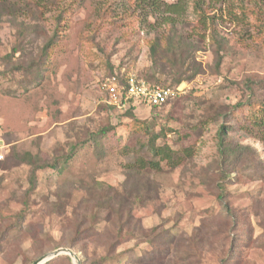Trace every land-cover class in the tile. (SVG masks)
Returning a JSON list of instances; mask_svg holds the SVG:
<instances>
[{
  "label": "rangeland",
  "instance_id": "374dc122",
  "mask_svg": "<svg viewBox=\"0 0 264 264\" xmlns=\"http://www.w3.org/2000/svg\"><path fill=\"white\" fill-rule=\"evenodd\" d=\"M205 1L206 6L211 3L210 12L205 8L207 14L216 16L215 27L227 39L220 70L213 67L211 22L204 24L191 2L179 16L182 23L178 26L197 40L196 55L204 72L184 82L185 92L177 101L161 110L133 107L127 112L132 111L134 117L110 107L101 89V80L111 74L108 63L115 66L114 71L125 69L144 77L153 73L148 43L157 33L141 23L134 3L56 0L50 10L44 9L39 26L51 35L54 18L64 9L61 35L42 64L37 61L44 41L37 27L26 57L17 53L12 62L4 59L15 45L16 29L11 15H0V238L4 236L0 264H32L55 250L51 248L56 244L71 241L75 245L70 248L80 260L104 255L115 223L110 208L101 209L97 202L101 191L117 195V200L129 194L135 201L134 217L143 228L168 229L183 241L197 231L206 235L210 241L195 264H220L215 248L224 244L221 238L227 229L231 233L233 217L219 202L215 185L221 124L232 127L229 137L235 142L257 148L264 161V131L255 127L249 107L242 106L246 98L242 86L230 82L247 76L264 80V0ZM21 61L31 68L16 69ZM258 97L264 100V87ZM234 104L240 108L225 118ZM101 127H111L101 136L102 147L101 139L99 143L90 140ZM162 129L168 130L157 139L158 145L168 143L175 150L191 147L193 155L177 168L163 162L161 171H149L144 180L140 175L129 176L128 165L139 155L150 156L149 149L142 147L147 148L145 143ZM75 147L76 153L63 166L60 157ZM27 152L43 161L61 162L59 170L39 169L32 190V166L24 158ZM252 160L249 154L240 161L228 184L230 205L242 214L240 228L250 235L249 240L240 239L233 231L238 241L234 264H264V181L257 177ZM145 183H154L157 191L144 189ZM58 201L65 208L58 207ZM93 214L99 216L94 227L90 224ZM137 240L124 239L116 252L132 249L137 257L154 250ZM174 247L166 249L167 257L173 256Z\"/></svg>",
  "mask_w": 264,
  "mask_h": 264
},
{
  "label": "trees",
  "instance_id": "16d2710c",
  "mask_svg": "<svg viewBox=\"0 0 264 264\" xmlns=\"http://www.w3.org/2000/svg\"><path fill=\"white\" fill-rule=\"evenodd\" d=\"M130 1L134 3H130L132 6H135L134 13L137 11L141 12V14H139L141 17V23L151 29L153 28L157 33L148 43L153 73L150 74V77L140 75L141 77L152 84L176 87L184 82L192 81L196 76L204 72L202 62L197 59L196 55L197 51L200 50L197 40L194 39L192 35L185 34L178 26L179 23H182L179 21V16L187 11L191 2L194 5L193 9L197 11V14L200 16V19L204 24H207L208 21L211 22L209 45L215 58L213 67L216 72L220 70L224 61V53H226L224 46L226 45L227 39L225 36L221 35L215 27L216 16L214 14L208 15L205 10L207 7V10L210 12L211 3L206 6L204 5L206 3L205 0H175L173 2H168L166 0ZM55 4H57L56 0H0V15L7 13V15H11V21L16 29L15 45L13 46L12 52L4 57L5 60L12 62L13 56L17 53L26 57V53H28V44L31 39H35L34 29H36V27L44 41L40 51L41 58L37 61V64H42V61L44 63V59H48L51 56L53 50L59 43L65 10L62 9L56 14L54 18L56 26L51 35H48V32L45 29L40 28L39 21L41 16L45 13L44 9L46 8L47 10H50L49 7ZM119 8H121L120 5ZM30 68L31 65H26L25 61L18 62L16 65V69L22 71H28ZM108 68L110 69L111 74L115 72V66L113 64L108 63ZM159 74L164 75L165 78H160ZM169 78L171 82L168 83L167 81ZM230 82L242 86L244 93L246 94L242 106L249 107V111L252 113V116L255 117V127L258 125L259 132L264 131V100L258 97L259 91L264 87V80L254 76H247L241 81L231 80ZM189 93L192 95V92ZM179 97L180 96L176 97L173 101L176 99L178 100ZM171 102H168L167 105ZM238 108H240L238 104L230 106V108L224 113V117L229 118L231 115L230 111H234ZM127 115L134 117L132 111L127 112ZM141 125L144 126V123H141ZM109 128L111 127L99 128L90 135V140L94 143H99L100 139L103 138L101 136L106 135ZM231 129V126L221 124L217 132V147L219 151V158L216 161L218 172L215 176V185L218 190L217 198L219 202L224 204V207L228 209V213L233 216L231 219V233L227 229L224 236L221 238L224 244H217L215 248L221 255L220 264L235 263L234 255H236L238 251V241L232 237L233 231H235L234 233L239 234L238 237L240 239H250V235L246 234L240 228L239 220L242 218V214H236L228 200L231 196L228 184L231 183L232 171L237 169V167L240 168V161L244 158L246 159L247 155L250 154L253 156L252 163H255L257 168L253 167L252 164L251 167L256 170L257 177H263L264 181V161L260 157L257 148H251L249 145L235 142L229 137V131ZM167 130L162 129L155 136L149 138L145 143L147 148L142 147V149H149L150 156L139 155L132 164H129L127 167L129 176L140 175L144 180V177H147L146 174L149 171H161L163 169V162H166L171 168H177L182 164L186 157L193 155L191 147L183 150H175L168 143H165L162 146L158 145L156 143L157 139L162 137ZM102 144L103 140L101 139V147ZM76 148L77 147L73 148L70 153L60 157V159L63 160L62 163L60 162L63 166H66L67 161L76 153ZM24 158L27 159L29 161L28 163L32 166L29 176L31 182L30 190L36 187L37 171L39 169L48 167L59 170L61 166L59 160H53L51 162L43 161L40 160L39 156H34L30 152L25 153ZM245 169L246 166L241 168V170ZM143 188H150L151 191H157V186L155 187L154 183L151 185L145 183L143 184ZM100 196L101 200L97 202L100 204L101 209H105V207L110 208L112 215H114V234L111 236L110 247L106 249L104 255L90 261H84L81 259L82 264H105L109 261H125V264H157L156 262L161 264H195L196 261L199 262L201 260L199 254L200 252L202 253L203 248H205L210 241L206 235L197 231L194 232L191 237H187L186 241H183L179 239L178 235L175 233L170 234L168 229L160 231L156 228H143L140 224L141 222L134 217L133 210L135 201L130 200L131 197L129 194H126L124 198L119 200L116 199L118 198L117 195L114 197L103 191H101ZM24 204L26 209L28 203L24 202ZM57 206L65 208V206L59 201ZM261 215L264 217V211L263 213L261 212ZM21 217L24 218L23 215H21ZM91 217L92 221H90V224L94 227L98 222L97 219H99V216L93 214ZM82 220L85 222L86 218ZM3 237L0 238V248ZM129 238L133 240L137 238V243L147 242L153 246L154 250L152 252L147 251L144 255L137 257V254L134 253L132 249L117 253L116 249L121 245V242L124 239L127 240ZM74 245L75 243L72 241L68 243H58L54 248H51V250L61 246L72 248ZM172 245L175 246L173 248V256L167 257L166 249L172 248ZM238 262L243 263L242 260ZM44 264H72V259L68 255H59Z\"/></svg>",
  "mask_w": 264,
  "mask_h": 264
},
{
  "label": "built area",
  "instance_id": "2783aa9c",
  "mask_svg": "<svg viewBox=\"0 0 264 264\" xmlns=\"http://www.w3.org/2000/svg\"><path fill=\"white\" fill-rule=\"evenodd\" d=\"M185 83L176 87L152 84L140 75L125 69L115 71L101 80L105 101L110 107L128 110L137 106L161 109L185 92ZM3 155H0V159Z\"/></svg>",
  "mask_w": 264,
  "mask_h": 264
},
{
  "label": "water",
  "instance_id": "95a60500",
  "mask_svg": "<svg viewBox=\"0 0 264 264\" xmlns=\"http://www.w3.org/2000/svg\"><path fill=\"white\" fill-rule=\"evenodd\" d=\"M61 254H68L69 256H71L74 260V264H82L79 256L75 253L74 250H72L69 247H61V248L55 249L51 252H48V253L44 254L43 256H41L40 258H38L32 264H44L47 261H49V260H51V259H53V258H55Z\"/></svg>",
  "mask_w": 264,
  "mask_h": 264
}]
</instances>
